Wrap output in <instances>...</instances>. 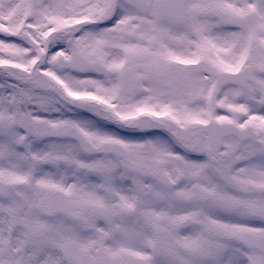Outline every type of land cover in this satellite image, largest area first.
I'll use <instances>...</instances> for the list:
<instances>
[{
    "label": "snow or ice",
    "instance_id": "obj_1",
    "mask_svg": "<svg viewBox=\"0 0 264 264\" xmlns=\"http://www.w3.org/2000/svg\"><path fill=\"white\" fill-rule=\"evenodd\" d=\"M0 264H264V0H0Z\"/></svg>",
    "mask_w": 264,
    "mask_h": 264
}]
</instances>
